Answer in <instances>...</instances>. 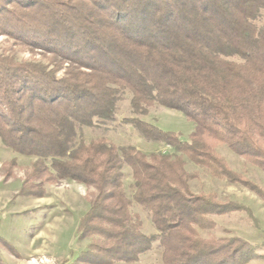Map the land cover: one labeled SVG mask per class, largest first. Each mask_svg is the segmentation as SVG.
Returning <instances> with one entry per match:
<instances>
[{
	"label": "trees",
	"instance_id": "1",
	"mask_svg": "<svg viewBox=\"0 0 264 264\" xmlns=\"http://www.w3.org/2000/svg\"><path fill=\"white\" fill-rule=\"evenodd\" d=\"M262 9L264 0H0V36L48 60L0 54V142L36 158L17 196L43 197L36 180L87 188L90 207L77 236L90 244L72 264H134L156 240L163 264L253 258L255 247L240 238L199 237L198 230L216 227L213 217L249 211L192 193L181 156L264 204V190L215 150L224 145L264 172V28L253 23ZM124 92L134 115L153 105L180 112L194 124L188 141L131 118L123 122L146 142L175 153L145 155L105 138L85 143L81 129L114 122ZM124 168L134 182L132 200ZM133 202L158 235L141 232Z\"/></svg>",
	"mask_w": 264,
	"mask_h": 264
},
{
	"label": "rangeland",
	"instance_id": "2",
	"mask_svg": "<svg viewBox=\"0 0 264 264\" xmlns=\"http://www.w3.org/2000/svg\"><path fill=\"white\" fill-rule=\"evenodd\" d=\"M253 23L258 29L264 28V9L260 10ZM0 54L9 55L17 62L48 65L47 58L15 45L5 36H0ZM232 60L240 61L238 58ZM64 69L65 66L58 71L57 76H62ZM130 99L131 95L124 92L117 103L114 122L97 121L92 127L82 128L80 133L83 141L89 143L105 138L118 147L131 146L145 155L175 153L171 147L162 143L146 142L130 125L123 122L131 118H138L162 131L178 135L184 142L188 141L194 131V124L180 112L153 105L146 115L137 116L131 110ZM215 150L232 171L242 174L245 179L264 190V172L246 163L224 145H217ZM181 157L186 172L191 175L189 187L192 193L211 194L220 202L236 203L249 211L213 217L216 227L213 230H198L199 237L206 240L212 237L240 238L256 249L253 258L246 264H264L263 202L246 188L216 179L185 156ZM35 161L36 158L17 154L0 142V238L18 253L17 256L12 255L0 243V258L3 264H72L90 244V239H78L76 229L77 222L90 207L86 200L87 188L68 180L55 184L36 180L33 184L45 190L43 197L17 196ZM122 184L125 195L132 200L134 182L128 168L123 169ZM130 212L139 216L141 232L145 236L158 235L150 216L141 207L133 202ZM134 264H163L162 248L158 240Z\"/></svg>",
	"mask_w": 264,
	"mask_h": 264
},
{
	"label": "crops",
	"instance_id": "3",
	"mask_svg": "<svg viewBox=\"0 0 264 264\" xmlns=\"http://www.w3.org/2000/svg\"><path fill=\"white\" fill-rule=\"evenodd\" d=\"M88 210H89V209H88ZM87 212H88V211H87ZM87 212H86V213H87ZM86 213H85V214H86ZM85 214H84V215H85ZM84 215H83V216H84ZM83 216H81V218H82ZM79 221H80V220H79ZM79 221L77 222L76 229H77V227H78ZM83 251H84V250H83ZM79 253H80V252H79ZM79 253H78V254H79ZM78 254H77V255L71 260V262H72V261L78 256ZM71 262H70V263H71ZM67 264H68V263H67Z\"/></svg>",
	"mask_w": 264,
	"mask_h": 264
}]
</instances>
